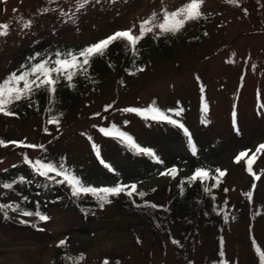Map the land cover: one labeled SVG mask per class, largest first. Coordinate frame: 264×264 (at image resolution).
I'll return each mask as SVG.
<instances>
[{"label": "rangeland", "instance_id": "rangeland-1", "mask_svg": "<svg viewBox=\"0 0 264 264\" xmlns=\"http://www.w3.org/2000/svg\"><path fill=\"white\" fill-rule=\"evenodd\" d=\"M188 2L88 0L74 23L61 28L53 27L55 13L62 10L73 13L81 0H0V24L9 26L7 35H0V82L13 68L17 49L24 45L58 39L65 46H78L129 29L139 35L140 25L153 14H156V23L162 22L165 10L176 11ZM236 3L240 4L238 9L233 7ZM236 3L204 0L201 11L217 20L204 43L196 49L180 50L172 59L148 61L137 78L123 87L117 86L114 79L94 103L85 102L88 114L103 112L100 117L80 121L72 115L66 128L54 135L44 134L41 119L36 117L26 122L0 118V140L42 146L17 147L11 143L0 146V173L8 166L22 164L26 158L48 162L49 153L58 152L66 156L63 165L90 187L135 184L138 192L179 184L197 169L207 170L211 178L227 181L229 193L224 196L232 207V216L220 232L223 245H217L216 229L200 228L188 249H182L178 257L170 238L163 243L155 239L153 229L138 215L126 216L116 207H106L98 213L96 221L85 227L88 230L85 232L84 224L75 213L53 208L38 234L0 223V264H50L60 241L68 243L75 260L83 256L79 264H105V261L108 264H221L223 258L224 264H259L252 239L264 251V150L256 152L264 144V108H261L264 104V0H236ZM158 31L154 28L146 35L153 36ZM202 89L209 102L206 112L201 107ZM149 106L173 115L172 111L182 110L180 117L201 140L198 154L187 150L179 140L158 147V156L167 166L143 171L144 179L124 180L125 175H115L102 167L90 176L83 175L93 166L95 157L90 155L93 145L99 150L106 146V150L118 144L107 139L101 129L118 123L142 143L166 133L163 128L158 129V122L150 114L123 111ZM106 108L110 111L106 112ZM241 152H247L248 156L236 162L235 157ZM253 153L252 169L260 177L256 183H252L243 167ZM172 168L177 169L175 174L169 171ZM217 169L225 175L218 176ZM122 195L126 197L125 193ZM158 198L164 196L158 195ZM1 217L0 213V220Z\"/></svg>", "mask_w": 264, "mask_h": 264}, {"label": "trees", "instance_id": "trees-1", "mask_svg": "<svg viewBox=\"0 0 264 264\" xmlns=\"http://www.w3.org/2000/svg\"><path fill=\"white\" fill-rule=\"evenodd\" d=\"M76 4L79 6L76 7L73 13L71 10L69 12L62 10L59 14L55 13L56 22L53 27L63 28L66 24L71 25L74 23L76 16L83 12V7H80L79 3ZM239 6V3L233 5L235 9H238ZM203 14V17L188 22L181 31L175 34H160V30L153 36L145 34L135 49L128 46L124 41L112 43L107 48L105 55L95 56L91 60L86 75L80 74L73 78L71 87L68 81L61 79L56 85L54 94H49L47 90L40 89L31 96L30 100L25 99L11 106V111L15 115L0 114V118L4 120L17 119L21 122H26L28 119L36 117L41 119L42 132L46 135H54L66 128L72 115H76L80 121L88 120L92 117H100L103 112L89 115V107L85 106V102L94 103L96 97L101 96L103 93L104 87L112 83L114 79L119 87L133 82L142 72L139 69H144L148 61L172 59L180 50L200 47L210 34V27L217 22L212 14L207 12H203ZM64 15H67V17L65 18ZM95 43L65 46L58 39L51 41L45 39L24 45L21 49H17L16 58L12 64L13 68L9 69V74L4 79L10 77L12 73L19 74L25 71L30 65L39 62L41 59H55V53L57 52H79ZM201 96L202 112H204L205 104H207L208 111L209 102L205 96L204 89L201 91ZM105 111L108 112L110 110L105 109ZM163 112L165 111L163 110ZM172 112L175 113L174 111ZM166 114L182 123L188 129L191 142H189V138L185 135L182 128L166 121L155 120L159 124L158 129L161 127L166 133L162 136L157 134L149 138L147 143L140 142L134 133L122 129L118 123H113L106 129H110L115 125L120 131L131 136L136 144L155 153L158 160L147 154L136 152L118 137L106 135L107 139L116 141L118 144L108 147L106 150H104L106 146L103 149L100 148L99 156L93 147L90 155L95 157L94 162L96 164L91 162L93 166L88 168L83 175L86 177L87 175L90 176L94 174V170L98 172L99 168L102 167L110 170L115 175H125L124 180L144 179L143 171H156L159 167L167 166L158 156V147L160 145L173 144L179 140L184 142L187 150L198 154L201 140L198 137L196 138V135L188 128L180 115ZM53 117L58 118V124L49 123V120ZM57 147L64 149L63 146ZM193 148H195V151H193ZM48 157V162L46 163H52L57 166L66 161V156L60 155L58 152H50ZM26 160L31 159L26 158ZM246 161L243 164L244 170H246L252 183H256L258 180L252 174H255V172L253 169L252 173L247 171ZM63 166L69 170L65 164ZM192 168L194 170L197 169L195 167ZM72 173L75 175L73 171ZM189 178L179 184L171 183L166 187L139 190L138 192L145 193L143 197L137 194H133L132 197L127 195L124 197L122 194L110 196L109 200L111 202L103 203L101 207L102 202L94 195L88 194L74 197L70 186L66 182H57L62 179L61 177L49 180L38 175L31 164L23 162L14 167L8 166L0 173V186L2 187L0 204L18 206L17 211H7L6 215L4 212H0L2 214L0 223L12 226V228H17L20 231H30L38 234L41 233V229L47 221H40L36 216L26 217L21 213L23 211H39L47 216L53 208H58L69 211L72 214L75 213L81 223L84 224L82 225L84 226L83 231L86 232L88 230L85 227L96 221L99 212L106 210V207H116L123 215L135 214L140 216L144 223L153 229V237L160 239L161 243L170 238L178 257L183 253L182 249H188V244L194 241L200 228L206 231L216 229L218 231L217 245L222 246L223 237L220 232L226 228L232 216V207L228 205L225 198L227 193H229L227 181L210 177L201 183L199 179L195 182H190ZM5 184H12L13 187L11 189L4 188L3 185ZM213 185L216 186L214 187ZM206 188L209 190L205 191ZM158 195H163L164 198L159 199ZM223 196L224 199L220 201ZM151 205H157L158 207L153 208ZM173 232L176 234L172 235ZM254 244L261 251L263 249L257 240L253 238L252 245L260 264ZM222 261H224V258ZM74 262V255L70 252L68 243L65 242L64 245H60L56 250L55 257L50 264H74Z\"/></svg>", "mask_w": 264, "mask_h": 264}, {"label": "snow or ice", "instance_id": "snow-or-ice-1", "mask_svg": "<svg viewBox=\"0 0 264 264\" xmlns=\"http://www.w3.org/2000/svg\"><path fill=\"white\" fill-rule=\"evenodd\" d=\"M204 0H189L188 3L181 6L176 11L168 12L165 10L163 12V20L162 22L156 23V14H153V17L150 20L144 21L140 25V33L139 35H134L132 30H122L113 33L112 35L104 38L96 42L95 44L89 45L86 48L80 50L79 52H66L55 53V59L47 58L41 59L39 62L30 65L25 71L21 73H12L10 77L4 79L0 82V114L4 115H15L14 112L11 111V106L17 102L22 100L31 99V96L40 89H45L49 92V94H54L56 91V85L59 83L61 79H65L68 81L69 86H72V80L75 76L80 74H87L88 66H90L91 60L95 56H103L107 48L116 41H124L128 46L135 49L138 42L143 39L146 33L152 32L154 28H158L160 30V34L172 33L175 34L181 31L184 26L194 20H198L203 17V12L201 11V6ZM229 3H236V0H227ZM88 3V0H81L80 7H83ZM151 25V26H148ZM26 27L28 25H25ZM7 24H0V35H7L8 30ZM139 71H143V69H139ZM261 108H264V104L261 105ZM107 110V108H106ZM205 112L207 111V104L204 105ZM126 112H136L141 115L150 114V118L152 120L158 121H166L172 125H176L184 130V133L189 138V142H191V136L188 132V129L184 127L182 123L173 119L171 116L167 115L165 112L161 111L159 108L154 106H149L147 109H137V108H126L123 109ZM182 110L175 111V115L179 116ZM98 115V114H97ZM233 116L235 117V112H233ZM51 124H58L59 120L56 117H53L49 120ZM101 131L107 136H115L118 137L122 142H126L130 148L135 150L138 153H144L148 156L156 157V154L153 153L150 149L143 148L140 145L136 144L131 136L127 133L120 131L113 125L110 129H101ZM91 139V138H89ZM7 143H11L17 147H28V148H36L42 147L32 144L25 145L22 141H10L5 142L0 140V146H6ZM95 148L97 155L99 156V148L93 145ZM264 150V144H261L257 147L256 152L259 153ZM195 151V148H193ZM248 156L247 152H241L235 157L236 162H240ZM255 157V153H253L252 157H249L246 161L247 163V171L252 173V164L253 159ZM26 163L32 165L33 169L37 172L38 175L45 177L49 180H55L56 177H61L58 183H67L72 191V195L74 197H79L82 195H94L99 201H101V207L103 203H110V196H118L122 193H125L127 196L132 197L133 194H137L140 197L145 196L143 192H137V186L135 184L128 185H120L117 184L113 187H90L85 186L81 180L74 175L70 170L66 169L63 164L57 166L52 163H46L41 160H36L35 162L31 160H26ZM171 173L175 174L177 169L172 168L169 170ZM218 176H224L225 173L219 169L216 170ZM54 174V175H50ZM168 173H162L165 175ZM255 179H259V176H255ZM206 178H210L209 172L204 169H197L194 174L189 178L190 182H195L198 179L201 183L204 182ZM215 179L216 177H212ZM214 187L216 185H213ZM4 188L11 189L13 187L12 184L3 185ZM209 189H205L208 191ZM227 191V190H226ZM251 199V193L247 194ZM151 207H158L157 205H151ZM18 206L13 204H0V212H4L5 215L7 211H17ZM23 216L32 217L36 216L40 221H47L49 219L48 216L41 214L39 211H23L21 213ZM65 241H60V245H64ZM257 254L260 259V264H264V251H261L258 247L255 246ZM224 253L221 251V256ZM72 259V258H69ZM83 259V256L76 258L74 264H79V260ZM105 264H108L105 261ZM221 264H224V261H221Z\"/></svg>", "mask_w": 264, "mask_h": 264}]
</instances>
